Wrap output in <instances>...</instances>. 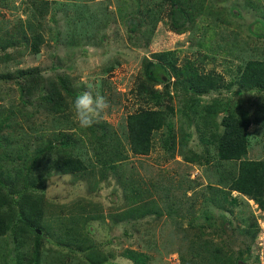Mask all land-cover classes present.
<instances>
[{
    "label": "rangeland",
    "instance_id": "1",
    "mask_svg": "<svg viewBox=\"0 0 264 264\" xmlns=\"http://www.w3.org/2000/svg\"><path fill=\"white\" fill-rule=\"evenodd\" d=\"M46 1L49 10L39 23L33 17V0H0V75L38 68L45 78H70L77 95L99 92L109 108L97 121L107 123L119 137L127 115L152 106L138 95L142 62L152 54L175 51L177 68L193 61L200 73L222 74L225 84L240 65L264 57V0H207L203 13L181 32L171 25L166 0ZM150 9L157 12L154 29L147 15ZM35 32L44 37L36 55L24 45V38L31 40ZM15 83H0V107L15 111L12 122L18 124L0 128V161L7 168L8 163L20 162L15 155L22 154L21 149L34 153L38 135H45V140L53 132L69 134L78 125L71 111L66 121L53 120L39 108L36 96H21ZM165 83L155 89L170 92L163 108L174 110L176 143L181 127L188 131V147L209 163L200 166L180 156L172 158L160 144L164 130L155 134L150 155L128 153L114 169L102 167L87 150L83 159L89 168L78 175L50 172L42 161L41 170L48 169L45 187L28 190L44 199L42 226L35 231L42 238L35 248L33 233H13L14 228L0 236V264H107L126 251L140 254L143 264H202L201 259L207 264V250L214 249L221 255L220 264H264V212L237 193L231 195L238 203L230 207L224 202L225 210L213 203L209 188L218 190L221 200L229 183L214 176L216 166L227 175L236 173L237 163L215 162L207 136L195 123L187 127L179 113L186 102L181 85L173 77ZM236 90L233 86L212 91L202 104L213 98L243 103L252 121L247 158L264 159V94L240 97ZM162 187L169 188V201ZM135 189L140 198H134ZM147 210L150 214L142 213Z\"/></svg>",
    "mask_w": 264,
    "mask_h": 264
},
{
    "label": "trees",
    "instance_id": "2",
    "mask_svg": "<svg viewBox=\"0 0 264 264\" xmlns=\"http://www.w3.org/2000/svg\"><path fill=\"white\" fill-rule=\"evenodd\" d=\"M166 1L171 6L170 20L176 32H181L188 27L187 25L192 24L196 16L203 13L207 2V0ZM32 7L33 17H37L41 23L49 10L48 1L33 0ZM147 15L154 29L158 20L156 19L157 12L150 9ZM35 33L31 40L24 38V45L29 46L34 55L40 52L44 44L43 35L39 32ZM78 37L82 39L83 36L78 35ZM18 43H13L11 46L18 45ZM177 61L178 56L175 51L157 52L151 55V59L143 60V79L138 95L152 106L140 108L135 113L126 116L125 128H123L125 131L122 137H119L107 123L97 121L87 129L77 125L74 128L75 131L69 134L53 132L47 135L45 140L43 139L45 135H38L37 140L40 143L33 151L34 153L30 155L25 149L23 152L21 149L22 154L15 155L20 162L7 164L13 167L11 169L0 161V236L13 232L14 228L16 230L13 233H17L20 229L23 233H33L35 248L38 247L42 236L37 235L35 231L40 230L42 226L44 199L34 194L33 196L28 190L30 188L32 191L35 189L41 191L45 187L46 170L48 169L41 170L38 163L42 161L48 163L50 172H58L61 175H78L87 172L89 165L84 162L83 155L86 157L90 151L98 164L104 168L114 169L115 164L128 159V153L135 157L150 155L155 134L164 130L160 144L172 158L180 156L189 164L194 163L200 166L208 164L207 159L199 158L188 147V131L185 133L181 127L179 140L176 143V134L172 133L174 110L163 108L165 101L170 99V92L167 88L163 91L155 89L156 86L169 81L171 77L175 78L176 84L181 85L180 88L186 93L183 98L184 102L186 101L185 107L179 113L185 117L184 123L187 127H190L192 123L200 127L202 135L207 136L204 140L214 146L212 150L217 164L222 165L220 162L237 163L236 173L228 172L227 175L220 174L222 170L216 166L214 176L219 182L228 180L229 183L226 187L227 191L220 193L226 196L221 200L217 198L218 190L209 188L213 194V203L219 209L225 210L224 202L230 207L238 203L237 198L231 195L237 193L252 201L259 211L264 212V159L250 160L247 158L251 146L249 130L252 121L244 109L245 105L239 101L225 103L219 98H213L207 105L202 104L205 95L212 91H220L222 88L229 90L233 86L236 87V93L240 97L245 93L264 94V57L254 58L240 65L237 73L229 77L227 84L222 74L210 70L207 73H200L193 61H186L183 68H177ZM69 80L68 77L59 76L45 78L38 68L18 69L14 73L0 75L1 82L15 81L21 96L29 99L36 96L39 108L55 121H66V115L71 111L72 101L77 96V91ZM14 112L10 109L7 112L0 107L1 129L13 124L18 126L17 123L12 122ZM7 161L6 158L4 162L7 163ZM127 185L131 193L128 182ZM162 188H164L163 198L169 201V188ZM134 192V198H140L139 190L135 189ZM125 197L128 196L125 195ZM134 212L135 210H132L127 213ZM157 212L155 211L156 214ZM142 213L150 214V211ZM139 215L140 212H137L136 216ZM207 252L210 256L207 264H220L222 259L217 249L207 250ZM124 257L131 259L135 264H143L141 255L135 251H126ZM201 263L206 264L203 259Z\"/></svg>",
    "mask_w": 264,
    "mask_h": 264
},
{
    "label": "clouds",
    "instance_id": "3",
    "mask_svg": "<svg viewBox=\"0 0 264 264\" xmlns=\"http://www.w3.org/2000/svg\"><path fill=\"white\" fill-rule=\"evenodd\" d=\"M109 108L107 98L97 92L95 95L90 90L79 93L71 104V113L79 127L87 129L93 126L102 114ZM107 264H134L124 256H116Z\"/></svg>",
    "mask_w": 264,
    "mask_h": 264
},
{
    "label": "water",
    "instance_id": "4",
    "mask_svg": "<svg viewBox=\"0 0 264 264\" xmlns=\"http://www.w3.org/2000/svg\"><path fill=\"white\" fill-rule=\"evenodd\" d=\"M37 233L39 234L40 232H39V231H37ZM238 264H241V263H238Z\"/></svg>",
    "mask_w": 264,
    "mask_h": 264
}]
</instances>
